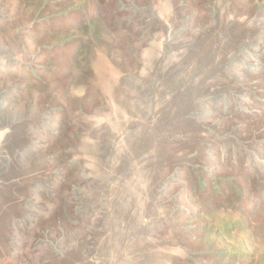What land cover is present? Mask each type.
I'll return each mask as SVG.
<instances>
[{
  "label": "rangeland",
  "instance_id": "obj_1",
  "mask_svg": "<svg viewBox=\"0 0 264 264\" xmlns=\"http://www.w3.org/2000/svg\"><path fill=\"white\" fill-rule=\"evenodd\" d=\"M0 264H264V0H0Z\"/></svg>",
  "mask_w": 264,
  "mask_h": 264
}]
</instances>
